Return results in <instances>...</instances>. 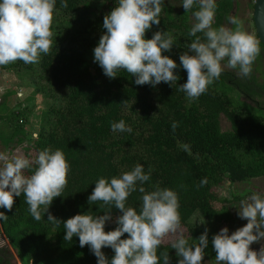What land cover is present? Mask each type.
<instances>
[{
	"label": "trees",
	"instance_id": "1",
	"mask_svg": "<svg viewBox=\"0 0 264 264\" xmlns=\"http://www.w3.org/2000/svg\"><path fill=\"white\" fill-rule=\"evenodd\" d=\"M116 2L66 0L65 8L61 6L62 0H56L49 53H42L39 63L25 64L18 60L0 66L2 70L16 73L20 81L25 78L32 94L44 98L37 130L30 144L24 147L33 155L26 158L31 161L44 149H59L69 164L66 187L45 213L41 206L40 221L31 216L23 193L14 195L10 211L0 207V212L7 216L6 220L0 219V231L22 264H97L89 246L80 247L78 236H73L71 241L64 240L63 222L77 214L96 217L108 212L112 219L106 221L104 230H114L118 226L115 220L122 212L114 206L109 210L102 202L89 205L88 197L99 178L110 181L137 164L150 174V179L143 185L137 182V191L128 196L126 207L134 208L139 214L141 186L145 192L157 187L173 190L178 197L180 214L176 235L182 234L188 246L197 245L198 238L207 229L190 222L194 214L218 224L217 228L207 229L208 244L204 249V258L215 260L212 238L224 225L231 227L236 217V212L230 211L227 204L245 198L248 193H257L246 191L221 198L216 190L225 183L264 176V114L251 109L252 105L259 104L256 97L264 94V75L260 81L257 79L264 59L263 45L260 43L261 52L250 76L242 77L239 68H228L224 60L219 79L197 99L189 101L179 90L187 81L179 57L196 38L188 33L194 23L192 11L198 7L189 12L183 7L173 11L163 0L160 23L153 24L144 38L151 39L157 31L171 35L173 46L170 51L162 50V55L176 62L177 68L173 71L177 81L172 85L164 82L155 86L137 85L135 77L123 70L115 78H109L94 61L93 50L106 33L103 18ZM215 3L213 27L227 23L228 28L234 29L228 19L232 17L229 12L234 0H215ZM197 35L203 39L202 33ZM232 87L240 93L235 101L229 94ZM8 108L5 100L0 101V119L6 120L11 128L7 136L0 132V140L3 145L11 140L18 144L25 136L24 117L20 116L27 108L7 111ZM220 115L229 124L226 130H220ZM120 120L131 127V133L111 130V124ZM173 122L178 125L174 131ZM35 167L32 164L23 174L30 176ZM202 180L205 183L201 186ZM258 194L264 197V193ZM49 213L61 224L48 221ZM126 238L127 233L121 237ZM175 238L162 241L157 249L158 256L161 252L168 253L169 264H178L180 259L171 248ZM102 252L109 261L114 255L110 247L102 248ZM158 264H164L163 259Z\"/></svg>",
	"mask_w": 264,
	"mask_h": 264
},
{
	"label": "clouds",
	"instance_id": "2",
	"mask_svg": "<svg viewBox=\"0 0 264 264\" xmlns=\"http://www.w3.org/2000/svg\"><path fill=\"white\" fill-rule=\"evenodd\" d=\"M56 0H0V66L16 61L25 64L39 63L40 55L48 54L52 47L51 24ZM62 7H67L62 0ZM163 0H117L116 6L103 18L106 33L101 35L94 48V61L103 69L109 78H115L120 70L135 77L137 85H157L160 82L172 85L178 76L174 75L176 62L163 51H170L173 46L171 35L157 31L151 39H145V32L153 24L160 23ZM185 12L194 6L192 11L194 23L188 33L196 37L188 45V51L180 55V64L187 73V81L179 86L189 101L197 99L208 89L214 80L219 79L223 68L221 62L227 60V67L239 68L242 77L250 76L252 65L260 55V41L243 30V22L239 18L229 17L235 28L213 27L216 3L215 0H182ZM197 33L203 34V39ZM191 53V54H189ZM173 122V131L177 127ZM113 132L127 131L124 120L111 124ZM189 150L188 145H184ZM0 207L11 210L14 195L22 193L29 205L31 216L42 219L41 206L44 213L53 199L61 196L67 185L69 164L61 150L44 149L34 160L20 155L9 158L0 154ZM35 164L30 176L23 170ZM150 179L143 166L137 164L131 171L122 173L110 181L99 178L88 197V203L102 202L114 206L122 212L115 223L114 230L105 231V223L112 219L107 213L93 217L77 214L63 222L65 241L78 236L80 247L89 246L97 258V264H158L163 259L169 264L168 253L157 249L164 237L173 235L171 242L178 264H201L207 247V229L198 238V244L188 246V240L176 235L180 228L179 203L176 192L167 188H159L145 192L141 186L142 206L139 214L132 207H126L128 196L137 191V182L143 185ZM205 181H201V186ZM9 189V190H6ZM237 215L246 219L247 223L229 234L227 227L213 236L212 245L215 250L216 264H264V245L259 252L250 249V245L264 239V197L252 194L248 200L241 201ZM0 219L7 216L0 212ZM48 221L61 224V221L48 214ZM127 233L128 238L121 239ZM110 247L114 255L110 261L102 252V248Z\"/></svg>",
	"mask_w": 264,
	"mask_h": 264
},
{
	"label": "rangeland",
	"instance_id": "3",
	"mask_svg": "<svg viewBox=\"0 0 264 264\" xmlns=\"http://www.w3.org/2000/svg\"><path fill=\"white\" fill-rule=\"evenodd\" d=\"M165 4L169 5L173 11L180 10L182 6V0H165ZM95 6H99V3H94ZM251 8H252V0H234L233 7L229 12L230 16H235L242 20L243 22V30L254 35L255 31L252 26L251 20ZM229 24H225L224 27L228 28ZM260 74H257V79L260 81L261 77L264 75V59L260 62L259 65ZM32 87L27 84V80L23 78L22 81L17 77L16 73L11 70H2L0 69V101L5 100L6 105L9 106L7 111L10 110H22L23 108H27L24 110L22 116L23 119V130L25 131V136L21 143H14L11 140L8 144L3 145L0 140V154L7 155L9 158L20 155L26 158L32 156L33 152L28 149L24 150V147L30 144L31 137L37 130L38 119L40 111L44 108V98L39 94H32ZM230 96L233 100H236V97L240 95L239 91L232 87L229 90ZM258 101L257 105H252L251 109L255 112L264 114V94L259 97H256ZM241 102L249 105V102L246 100H241ZM6 111V113H8ZM23 111V110H22ZM3 113V112H2ZM219 126L220 130H226L229 128V124L226 119L220 115L219 116ZM11 128L4 119H0V132L2 136H7L10 132ZM2 163V162H0ZM219 197L221 198H231L233 195L240 194L243 192H257L264 193V176L254 177L247 181L243 182H234V183H225L221 185L217 190ZM251 195H248L241 200H232L230 204L228 203V209L233 213L236 212V217L232 223L231 227H227L229 230V234L237 230L238 228L243 227L247 220L241 219L237 212L239 210L241 201H246L249 199ZM190 222L196 226L214 229L217 228L218 224L202 219L197 214H194ZM226 227L225 225L223 228ZM221 230V229H220ZM173 238V235H169L164 237L163 242L169 241ZM0 241L4 242L5 245L9 248L8 242L0 231ZM257 243V242H256ZM260 243V244H259ZM258 248L255 249L256 252H259L262 245H264V239L259 241ZM254 244V243H253ZM250 245V249L253 246ZM12 251V250H11ZM201 264H216V261H208L207 258H204Z\"/></svg>",
	"mask_w": 264,
	"mask_h": 264
},
{
	"label": "water",
	"instance_id": "4",
	"mask_svg": "<svg viewBox=\"0 0 264 264\" xmlns=\"http://www.w3.org/2000/svg\"><path fill=\"white\" fill-rule=\"evenodd\" d=\"M251 20L256 37L264 47V0H252Z\"/></svg>",
	"mask_w": 264,
	"mask_h": 264
},
{
	"label": "flooded vegetation",
	"instance_id": "5",
	"mask_svg": "<svg viewBox=\"0 0 264 264\" xmlns=\"http://www.w3.org/2000/svg\"><path fill=\"white\" fill-rule=\"evenodd\" d=\"M258 243L259 242L254 243L251 247V250L255 251V249H257L259 246ZM208 261L213 260L208 259ZM0 264H22L19 258L16 256L14 250L10 246L8 248L2 241H0Z\"/></svg>",
	"mask_w": 264,
	"mask_h": 264
}]
</instances>
